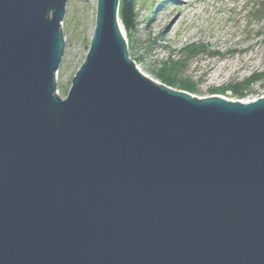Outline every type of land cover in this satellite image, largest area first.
I'll return each instance as SVG.
<instances>
[{
  "label": "water",
  "instance_id": "1",
  "mask_svg": "<svg viewBox=\"0 0 264 264\" xmlns=\"http://www.w3.org/2000/svg\"><path fill=\"white\" fill-rule=\"evenodd\" d=\"M67 0H0V264H264V97L144 76L119 0L56 93Z\"/></svg>",
  "mask_w": 264,
  "mask_h": 264
},
{
  "label": "rangeland",
  "instance_id": "2",
  "mask_svg": "<svg viewBox=\"0 0 264 264\" xmlns=\"http://www.w3.org/2000/svg\"><path fill=\"white\" fill-rule=\"evenodd\" d=\"M133 1L135 22L126 41L129 57L144 76L161 84L158 77L168 75L174 81L176 76V86L164 85L198 98L219 95L246 102L264 97V86L259 83L242 99L229 90L233 82L264 72V0ZM96 3L66 1L61 24L65 47L56 74L61 98L66 97L73 76L85 61ZM191 45L205 51L190 56ZM169 59L179 62L172 65V72L166 70Z\"/></svg>",
  "mask_w": 264,
  "mask_h": 264
},
{
  "label": "trees",
  "instance_id": "3",
  "mask_svg": "<svg viewBox=\"0 0 264 264\" xmlns=\"http://www.w3.org/2000/svg\"><path fill=\"white\" fill-rule=\"evenodd\" d=\"M133 5H134L133 0H120V4H119V8H118L119 20L122 23V26L124 27V30H125L127 36H128V32H131L133 30V26H134V22H135V12H134V6ZM191 48H195L196 51L195 52L191 51ZM191 48H189L190 50L188 53V54H190V56L194 55L198 52H204L205 51V49H201L199 46L197 47V46L191 45ZM183 49H186V48H183ZM211 54H214V53H211ZM190 56L187 55V57H185L181 61H183V63H185L186 61H188ZM171 62H172V60L169 59L167 62V67H166V70L169 72H172L174 69L172 65H177L179 63V62H177V63H175V62L171 63ZM158 78H160L161 81L164 84H166L167 86H176L177 85V83L175 82L177 80L176 76L174 78V81H172L170 79V76H168V75H167V77L162 76V77H158ZM256 83L262 84V86H264V72L253 73L252 75H250L249 77H247L243 81L233 82L229 86V90L236 98L242 99L246 96V94H248V92H250L251 86H253Z\"/></svg>",
  "mask_w": 264,
  "mask_h": 264
},
{
  "label": "bare ground",
  "instance_id": "4",
  "mask_svg": "<svg viewBox=\"0 0 264 264\" xmlns=\"http://www.w3.org/2000/svg\"><path fill=\"white\" fill-rule=\"evenodd\" d=\"M163 1V0H162ZM161 1V2H162ZM157 6H159V3L157 2ZM119 25H120V28H121V30H122V33H123V35H124V37H125V39H126V32H125V30H124V27L122 26V23L119 21ZM58 73V72H57ZM56 93L57 94H59V92H58V90L56 89Z\"/></svg>",
  "mask_w": 264,
  "mask_h": 264
}]
</instances>
